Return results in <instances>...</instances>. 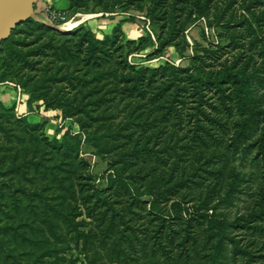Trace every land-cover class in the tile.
<instances>
[{
    "label": "trees",
    "instance_id": "1",
    "mask_svg": "<svg viewBox=\"0 0 264 264\" xmlns=\"http://www.w3.org/2000/svg\"><path fill=\"white\" fill-rule=\"evenodd\" d=\"M88 1L98 11L144 9L158 29L152 52L178 45L198 16L226 41L200 46L186 66L152 67L126 58L147 44L144 36L99 38L83 22L58 30L32 16L12 29L0 43L2 76L15 78L29 101L73 118L110 156V171L98 186L78 155L77 133L49 138L0 102V175L11 173L0 177V264H226L213 244L223 224L212 212L214 197L224 200L234 187L219 195L216 183L203 190L201 178L221 173L206 165L220 147L253 150L264 177V99L255 101L251 86V74L264 72V0H69V8ZM192 188L196 195L173 200ZM263 215L261 200L258 213L233 226L264 237V225L251 222ZM202 222L212 229L205 235L194 229ZM229 239L230 260L264 257V242Z\"/></svg>",
    "mask_w": 264,
    "mask_h": 264
},
{
    "label": "rangeland",
    "instance_id": "2",
    "mask_svg": "<svg viewBox=\"0 0 264 264\" xmlns=\"http://www.w3.org/2000/svg\"><path fill=\"white\" fill-rule=\"evenodd\" d=\"M46 3H50L53 8L66 9L68 11L67 20H65L63 24L73 21L77 22L75 24L72 23V25L69 24L71 26L67 28H60L63 24L59 25L58 28L57 26H53L58 30L71 29L83 22L99 38L113 32H115L123 42L126 39L136 40L140 36L149 38L150 40H148L143 48L138 50L129 49L127 51L126 58L131 63H140L153 67L168 61L175 65L186 66L189 63L190 55H192L195 50L199 49L200 46H206L209 41L214 43H225L226 41L221 28L209 24L208 18L198 16L186 23L178 45L168 44L161 51L152 52L157 45L156 33H158V29L156 26L149 23L144 9L139 10L135 5L120 6L117 4L112 8L114 11H98L100 6H95L91 1H88L80 7L69 8V0H37L34 4L35 10L40 5L43 8ZM31 16L35 18L34 15ZM36 16L44 24L48 22L43 10H37ZM129 16L132 18H129ZM2 57V54H0V86L6 85L13 87L16 93L12 100H4V102L0 100V102L3 103L5 107H12V112L16 117L24 115L29 122L40 124V130L49 138H60L65 132L70 134L77 133L80 141L78 155L87 161V169L93 175L94 182L98 186H104L107 181V173L110 171L107 169L110 156L108 154H101L85 140L83 133L79 132L78 124L73 118L62 117L59 109L45 108L41 99L29 101V93L16 82L15 78L9 77L8 75L5 77L2 76V72H4ZM260 64L264 65V61H260ZM261 70L262 67L260 66V68L254 72V75L251 74V86L253 88V99L262 103V99H264V80L261 75H264V72ZM21 104H26V107H22ZM1 138L0 141L2 140ZM174 140L175 139L172 141ZM6 145H9L8 142H6ZM176 150H181V148L175 146L172 151V158L175 157L174 152ZM216 152H218L214 157L216 162H208L206 165L213 169L218 167L221 168V173L218 174L217 177L215 175L205 174L207 176L204 177L207 178H201V187L204 190L206 184L208 187V185L213 186L216 183L214 186L216 189L219 187L220 191L217 192L219 195H224V189L229 182L233 184L234 189L230 190V196L224 200H220L215 196L214 202L217 203L215 209L213 212L209 210V213H216V217L223 224L221 227L223 234H217L213 244L216 245L219 243V246L216 247H220L221 259H223L226 264H243V258L241 256L237 257L236 262L230 260L229 238L233 237L237 239L240 245H243L252 238L254 244L257 245L264 242V237L261 235L252 236L249 229L233 226V223L238 217L246 216L252 211L253 213H258L259 201L262 200L264 204V177L262 176L260 164L257 160L253 159V150H250L249 153L240 154L237 152L234 154V152L230 153L229 150L220 147ZM5 153H9V151ZM179 161L182 162L181 159H179ZM4 162L5 161H2L1 163ZM149 162L150 160H148L146 164ZM5 164H7V162H5ZM10 175L11 173H8L0 175V177L3 178ZM195 189L196 188L185 190L187 193L181 198H178L179 194L174 195L173 200L181 199L184 201L188 199L190 195H196ZM146 196L147 195H144V197ZM192 202H196V198L183 204L190 205ZM251 222L253 224L264 225V215L262 218L260 217V219L255 218L251 220ZM205 223L206 222H202L194 229H196V231H201L203 235H205V232L212 230L210 227L206 226ZM213 249H215L214 246L209 248V251ZM263 249L264 247L260 250L262 251ZM68 253L73 255L79 254L81 259V254L74 248ZM76 264H80V262L78 261ZM106 264L115 263L109 262ZM255 264H264V257L257 255Z\"/></svg>",
    "mask_w": 264,
    "mask_h": 264
},
{
    "label": "water",
    "instance_id": "3",
    "mask_svg": "<svg viewBox=\"0 0 264 264\" xmlns=\"http://www.w3.org/2000/svg\"><path fill=\"white\" fill-rule=\"evenodd\" d=\"M36 1L0 0V43L18 24L22 23L29 16L34 15L33 7ZM50 25L56 27L53 24Z\"/></svg>",
    "mask_w": 264,
    "mask_h": 264
},
{
    "label": "built area",
    "instance_id": "4",
    "mask_svg": "<svg viewBox=\"0 0 264 264\" xmlns=\"http://www.w3.org/2000/svg\"><path fill=\"white\" fill-rule=\"evenodd\" d=\"M43 12L46 14L48 24L58 25L67 20L68 11L66 9L53 8L50 3H46L43 8ZM45 22V21H44Z\"/></svg>",
    "mask_w": 264,
    "mask_h": 264
},
{
    "label": "crops",
    "instance_id": "5",
    "mask_svg": "<svg viewBox=\"0 0 264 264\" xmlns=\"http://www.w3.org/2000/svg\"><path fill=\"white\" fill-rule=\"evenodd\" d=\"M37 10L42 11V6L41 5L38 6L36 10H35V5L33 7L34 16H35V18L38 19V17L36 16ZM68 23L72 25V23L75 24L77 22L73 21V22H68ZM71 25H69V26H71ZM5 86L6 85L0 86V100H2V102H4V100H7V101L12 100L13 97L15 96V93H16L15 88L10 87V86H6L7 87L6 88ZM21 106L25 108L26 104H23V105L21 104Z\"/></svg>",
    "mask_w": 264,
    "mask_h": 264
},
{
    "label": "bare ground",
    "instance_id": "6",
    "mask_svg": "<svg viewBox=\"0 0 264 264\" xmlns=\"http://www.w3.org/2000/svg\"><path fill=\"white\" fill-rule=\"evenodd\" d=\"M64 22H65V21H64ZM64 22H63V23H64ZM63 23H59L58 25H56L57 28L59 27V25H61V24H63ZM68 26H69V23H66V24L61 25L60 28H67ZM60 28H59V29H60Z\"/></svg>",
    "mask_w": 264,
    "mask_h": 264
}]
</instances>
